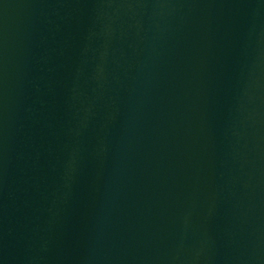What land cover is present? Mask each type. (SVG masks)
<instances>
[{
  "label": "water",
  "instance_id": "1",
  "mask_svg": "<svg viewBox=\"0 0 264 264\" xmlns=\"http://www.w3.org/2000/svg\"><path fill=\"white\" fill-rule=\"evenodd\" d=\"M23 264H264V0H56Z\"/></svg>",
  "mask_w": 264,
  "mask_h": 264
}]
</instances>
